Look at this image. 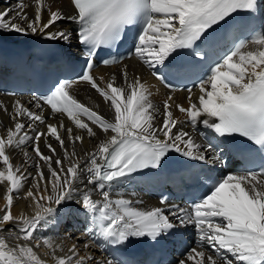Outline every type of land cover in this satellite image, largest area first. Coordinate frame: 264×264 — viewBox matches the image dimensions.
Returning <instances> with one entry per match:
<instances>
[{
	"label": "snow or ice",
	"instance_id": "snow-or-ice-1",
	"mask_svg": "<svg viewBox=\"0 0 264 264\" xmlns=\"http://www.w3.org/2000/svg\"><path fill=\"white\" fill-rule=\"evenodd\" d=\"M70 3L74 14L67 16L59 8L52 10L46 0H32L31 17L24 0L0 11V34H40L48 40L70 42V31L51 29L62 20L78 24L76 39L84 46L85 59L84 71L76 80L61 81L50 94L32 97L39 111L30 109L21 100L11 105L14 127L7 129L6 137L0 136V163L4 166L0 170V185L7 182L4 197L7 208L0 214V264H46L34 250L41 246L35 232L49 223L50 218L62 215L64 205H79L91 217L89 236L110 246L118 248L131 238L157 241L177 228L192 226L198 246L189 248L176 264H264V159L258 170L232 173L215 180L210 194L187 206L169 204L166 196L160 198L159 206L152 207L138 206L143 203L139 200L112 198L115 189L130 182L134 174L160 168L171 152L193 161L210 164L222 161L218 145L210 139L206 144L197 142L193 133L200 123L217 137H243L264 152V30L255 32L250 39H241L228 54L209 65L205 76L197 74L217 40L209 30L228 25L237 13H264V2L70 0ZM129 26H138L130 56L151 69V75L159 82L169 84V75L196 77L199 81L195 84L199 90L198 103L193 102V88H188L189 106L175 104L185 114L193 132L180 127L184 121L174 116L171 95L163 102L162 121L156 124L159 109L150 99L151 92L140 77L129 79L127 65L122 71L123 85L116 84L115 75L106 82L103 77L93 76L98 50L115 46L126 36V29L131 30ZM178 56L182 59L174 63ZM117 62L102 61L106 66ZM81 82L90 85L114 110L112 120L71 93L74 85ZM44 105L51 109L53 117L66 115L74 128L86 132L89 138L97 137L93 126L107 138L101 139L93 151L78 156L74 145L83 143L84 137L62 120L58 124L46 123ZM0 109L8 112L3 102ZM22 118L28 121L27 128L35 132L34 136L25 131ZM37 123L45 125L47 131H38L34 127ZM48 137L58 142L62 156L47 142ZM42 138L51 155L41 151ZM30 142L38 157L37 171L23 198L34 203V215L17 217L11 212L13 194L21 192L28 175L21 172L19 165L14 167L6 150ZM68 143L73 145L71 151ZM23 155L27 163L28 153ZM39 162H43L47 172ZM5 231L7 236L2 234ZM9 240L17 243L10 245ZM43 245L52 250L55 264H91L94 259L80 255L75 244L63 256L55 255L58 246L49 239H43ZM89 247L90 244H84V248ZM95 264L118 262L109 258Z\"/></svg>",
	"mask_w": 264,
	"mask_h": 264
},
{
	"label": "bare ground",
	"instance_id": "bare-ground-1",
	"mask_svg": "<svg viewBox=\"0 0 264 264\" xmlns=\"http://www.w3.org/2000/svg\"><path fill=\"white\" fill-rule=\"evenodd\" d=\"M46 2L51 6L52 10H56L57 8H59V10L66 16L74 14V8L71 5L70 0H46ZM17 3L18 0H0V11L12 7ZM24 3L29 5V7L27 8L29 16H33L34 5L32 4V0H24ZM44 18H47V12L44 13ZM61 29L70 31L72 33V39L70 42H64L63 40L60 41L64 42L65 44H69L70 48L73 51H76L77 43L76 39L74 38V34L76 32V23L69 20L58 21L57 24L51 29V31H57ZM0 37L8 40H12V38H19L23 41H28L30 40V38L33 37L45 38L43 35L40 34L24 36L16 33H2L0 34ZM125 65H127L129 79H134L138 76L141 78V81L148 86L149 91L151 92L150 99L153 104H155L156 107L159 109L156 118L157 125H159L163 118V102L169 95H171L173 97V101L171 103L173 104L172 111L174 113V116L177 119L184 121V123L180 125V127H183L185 131L193 132L191 125L187 123V118L185 114L180 113L179 110L175 107V104L177 103H184L186 106H189L186 97L187 93L185 91L169 92L167 90H164L160 83L152 77L150 73L151 69H149L146 65H143L136 57L131 58L129 60H125L116 66L95 69L93 73L97 78L103 77L104 82L110 80L111 77L115 75L116 84L123 85L124 78L122 76V71ZM71 93L80 102L84 103L88 107H91L93 110H96L105 118L109 120H112L114 118V110L110 109L109 105L103 101V98L100 97L99 94L94 89H92L90 85H88L86 82H81L79 84L74 85L73 89L71 90ZM198 96L199 90L198 88H195V90L193 91V102L198 103ZM15 100H21V102L28 106L30 109L34 111H39L35 108V101L28 97L0 96V102H3V104L8 106L7 113H5L3 109H0V136L6 137L7 129L10 127H14V122L11 119V105L15 102ZM29 101H31V103H29ZM43 110L46 117V123L58 124L59 121L62 120L64 121L66 126L74 128V125L71 124V122L67 119L66 115L56 114V116L53 117L51 114V109H49L45 105ZM22 122L26 124L25 131H28L29 135L34 136L35 132L27 128L28 121L22 118ZM34 127L38 131H47L45 125H39L37 123L36 125H34ZM93 128L95 131H97V137L92 138H89L86 132H82L81 130L74 128L75 133L80 134L84 137L83 143L77 142L74 145L75 151L78 156H83L85 152L93 151L101 139L107 138V136L98 129H96L95 126H93ZM174 131H176V129H174ZM201 132L205 133V136H200L199 134ZM107 135L110 136L111 133H108ZM193 135L197 139V142L206 144L207 141L210 139L214 144L219 146V151L223 150L221 142L217 140L215 134L211 130L205 128L202 123L197 125ZM47 142L57 150V153L59 155L62 156V150L59 148L58 142L54 138L48 137ZM33 146L34 145L30 142L19 148H9L6 150V153L10 156L11 162L14 167L19 165L21 167V172H23L25 175H28V181L25 184L24 188L21 190V192L18 194H13V206L11 208L13 216L18 217L21 214H24L26 216L34 215V203H32L30 198H23L28 188L32 186V177L36 175L37 171L35 165L38 162V157H36L33 151ZM39 146L44 154L51 155L49 149L44 145L43 138ZM67 147L69 151H71L73 145L71 143H68ZM25 152L28 153V157L30 158L28 159L27 163H25V157L23 155ZM209 155H211V153H209ZM39 163L41 165V168L45 172H47V169L44 168L43 162ZM0 170H4V166L2 165V163H0ZM235 171L236 169L232 165H229L228 169L226 170V172L230 174L235 173ZM130 182H125L122 185L118 186L113 192L112 198H125L132 200L133 202L139 200L143 202L141 205H138L140 207L159 206V200H157L156 197L144 193L142 190H139V188H137L136 186L131 185V187L125 188L124 186ZM6 187V181L3 183V185H0V214H2L3 211H5L7 208V201L4 199L5 195L7 194ZM94 198L100 197L94 195ZM168 202L169 204H174L172 201ZM64 208L65 211L62 215L55 219L50 218L49 223L43 224V226L39 227L38 230L35 232L36 238L41 240V246L34 250L37 251V254L41 257V259L46 261V264H55V260L52 255V250L49 249L47 246L43 245V239L45 238L49 239L55 246H58L56 248V256H63L68 254V249L73 244H75L77 245V249L80 252V255H90L94 258L91 264H95V261L97 260L104 261L106 259H109L108 254L110 253V251H108L107 247L103 245L104 241L96 237H90L88 234V229L92 226L90 215L87 214L82 208H80L79 205H64ZM2 234L7 236L6 231ZM184 237H190V239L195 241L197 239L195 229L192 226H188L186 228H177L173 230V232L169 235L161 237L157 241H152L147 237L142 238V249L151 251V249L158 247L161 241H167L169 244H175L177 249L180 246V239ZM131 239L134 240L136 238ZM8 242L10 245H14L15 243H17V241L15 240H9ZM20 242L23 243V241ZM32 243L34 244L35 241H33ZM85 243L90 244L91 247L87 249L84 248ZM197 246L198 245H195L194 247ZM178 253L179 258H181L182 255L186 253V250L178 251Z\"/></svg>",
	"mask_w": 264,
	"mask_h": 264
}]
</instances>
